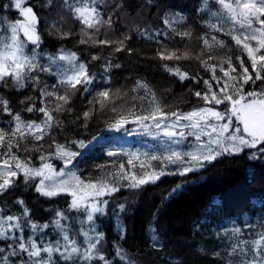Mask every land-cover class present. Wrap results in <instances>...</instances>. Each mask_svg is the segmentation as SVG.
Returning <instances> with one entry per match:
<instances>
[{"label": "trees", "instance_id": "trees-1", "mask_svg": "<svg viewBox=\"0 0 264 264\" xmlns=\"http://www.w3.org/2000/svg\"><path fill=\"white\" fill-rule=\"evenodd\" d=\"M86 3L96 8L91 22L76 10ZM218 6L217 0H24L16 7L0 0V45L10 37V22L26 19L24 10L36 16V38L21 32L30 59L18 74L0 76V163L60 167L56 151L65 147L77 151L70 164L80 178L115 187L92 203L67 192L46 194L40 177L18 171L0 186V214L15 220L22 238L0 233V260L264 264V140L200 160L198 169L182 173L177 163L141 181L162 164V151L131 155L114 133L125 119L264 95V47L262 57H251L226 25L213 24ZM260 19L253 23L264 29V14ZM60 52H74L85 65L77 82L60 79L63 67L47 58Z\"/></svg>", "mask_w": 264, "mask_h": 264}, {"label": "rangeland", "instance_id": "rangeland-1", "mask_svg": "<svg viewBox=\"0 0 264 264\" xmlns=\"http://www.w3.org/2000/svg\"><path fill=\"white\" fill-rule=\"evenodd\" d=\"M24 0H14L15 6ZM218 10L214 12L213 24L226 25L237 43L243 45L251 57H262L264 47V29L253 23H260V14H264V0H217ZM84 19L91 20L95 8L82 4L76 8ZM25 20L20 24L11 23L12 31L9 40L0 46V76L9 71L18 74L29 55L24 51V37L35 39L32 26L36 16L24 10ZM221 23V24H220ZM20 32V33H19ZM23 33L24 37L22 36ZM50 60L63 67L61 79L77 82L84 73L85 65L77 62L73 53H59L49 56ZM216 106H200L175 116L165 113L152 114L151 117L129 118L123 120L114 130L119 137V145L133 155L140 152L161 150L164 160L162 164L148 172L141 180H154L167 171L169 167L179 163V172L198 169L200 160L215 158L224 152H240L245 145H253L264 140V95L255 93L244 95L237 100L224 104L223 99L214 100ZM23 126V122L17 123ZM29 128H38V124H29ZM83 147L85 144L79 142ZM76 150L60 147L56 151V159L64 166L56 167L49 161L40 166H29L23 163H0V186L10 181L18 171L31 177H40L39 190L46 194L67 192L76 196L77 200L95 199L114 190V186L101 181H87L80 178L70 164ZM245 225H249L246 223ZM233 230L240 231L242 225L231 222ZM0 233L11 237L17 235L14 220L0 214ZM259 236L256 245L260 243ZM0 264H11L8 259L0 260ZM26 264V263H17Z\"/></svg>", "mask_w": 264, "mask_h": 264}]
</instances>
